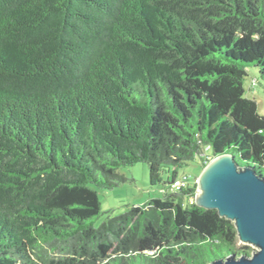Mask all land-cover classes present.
Segmentation results:
<instances>
[{"label":"trees","instance_id":"trees-1","mask_svg":"<svg viewBox=\"0 0 264 264\" xmlns=\"http://www.w3.org/2000/svg\"><path fill=\"white\" fill-rule=\"evenodd\" d=\"M250 67L264 80V0H0V264L249 254L178 169L230 152L264 178ZM139 163L163 195L95 227V188Z\"/></svg>","mask_w":264,"mask_h":264},{"label":"water","instance_id":"water-1","mask_svg":"<svg viewBox=\"0 0 264 264\" xmlns=\"http://www.w3.org/2000/svg\"><path fill=\"white\" fill-rule=\"evenodd\" d=\"M194 202L231 221L239 243L253 248L211 264H264V178L251 166L239 164L230 152L215 155L196 180Z\"/></svg>","mask_w":264,"mask_h":264},{"label":"rangeland","instance_id":"rangeland-1","mask_svg":"<svg viewBox=\"0 0 264 264\" xmlns=\"http://www.w3.org/2000/svg\"><path fill=\"white\" fill-rule=\"evenodd\" d=\"M256 83L251 86L252 80ZM245 96L254 99L257 103L258 112L264 115V80L260 77L256 68L247 69V76L243 83ZM202 168L198 159L187 163L178 169V178L188 176L190 183L198 178ZM118 172L123 174L128 181L113 189L95 188L100 200V214L92 219L95 227L99 226L107 216H114L124 213L132 206L145 204L151 198L163 195V185H151L149 181V168L147 164L139 163L131 167H121ZM238 245H246L238 243ZM249 254L252 253V246L246 245Z\"/></svg>","mask_w":264,"mask_h":264},{"label":"built area","instance_id":"built-area-1","mask_svg":"<svg viewBox=\"0 0 264 264\" xmlns=\"http://www.w3.org/2000/svg\"><path fill=\"white\" fill-rule=\"evenodd\" d=\"M185 179H179L177 181H175L174 185H173V188L174 189H179L180 187H182L184 185V181Z\"/></svg>","mask_w":264,"mask_h":264}]
</instances>
